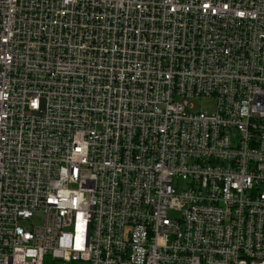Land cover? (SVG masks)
I'll use <instances>...</instances> for the list:
<instances>
[{
  "label": "built area",
  "instance_id": "1",
  "mask_svg": "<svg viewBox=\"0 0 264 264\" xmlns=\"http://www.w3.org/2000/svg\"><path fill=\"white\" fill-rule=\"evenodd\" d=\"M0 264H264V0H0Z\"/></svg>",
  "mask_w": 264,
  "mask_h": 264
},
{
  "label": "rangeland",
  "instance_id": "2",
  "mask_svg": "<svg viewBox=\"0 0 264 264\" xmlns=\"http://www.w3.org/2000/svg\"><path fill=\"white\" fill-rule=\"evenodd\" d=\"M194 104V111H213L215 108V99L214 98H203L201 100L190 101L189 107Z\"/></svg>",
  "mask_w": 264,
  "mask_h": 264
}]
</instances>
